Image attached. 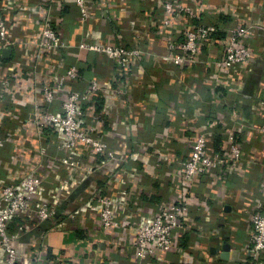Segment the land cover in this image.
<instances>
[{"label":"built area","instance_id":"1","mask_svg":"<svg viewBox=\"0 0 264 264\" xmlns=\"http://www.w3.org/2000/svg\"><path fill=\"white\" fill-rule=\"evenodd\" d=\"M66 1L40 0L42 11L27 12L21 10L15 0H0V264L23 262L15 247L22 233L11 228L14 221H26L24 228L31 222L51 221L60 206L66 210L65 222L74 228H82L81 220L87 217L95 219L107 234L125 227L135 229V240L123 245L122 252L133 259L134 264H158L175 248L177 234L188 232L195 225L191 214L195 205L187 197L189 188H197L200 180L208 177L209 183L227 195L225 202L229 201L230 179L251 156L244 147L246 139L256 136L264 145V88L260 96L251 100L261 121L257 129H247L241 122V102L234 105L229 127L198 115L186 144L183 130L177 131L180 140L173 147L185 156L177 168L172 169L164 162L163 157L170 153L165 146L159 148L162 160L156 164L153 174L145 171L150 181L140 180L136 174L135 182L127 181L117 187L114 177L106 179L104 176L105 188L84 190L70 203L75 189L91 178V167L96 160L106 172L111 163L125 161L128 147L114 138L111 143L105 140V134L112 133L104 130L103 120L94 113L101 97L97 82L92 81L88 87L79 90L80 76L76 67L55 77L52 85L41 82L53 55L60 60L66 55L67 47L59 30L60 12ZM74 2L80 13L79 22H82L88 17L87 1ZM158 8L161 12L157 18L156 38L164 41L165 57L170 64L178 72L187 70L194 78L204 79L211 88L221 87L226 95L238 94L237 82L247 76L248 62L257 53L249 28L235 21L226 31L218 22H204L196 0L190 4L163 0ZM21 11L36 22L34 29L19 30L16 15ZM178 21L186 25L182 40L175 31ZM17 30L22 31V41L16 40ZM28 38L34 39L33 45ZM79 48L101 54L114 64L117 77L113 81L119 86L118 93L126 91V86L122 85L124 79L135 75L148 55L140 46L122 44L119 36L118 40H106L102 45L84 42ZM6 51L8 59L11 55L12 59L4 68L6 56L3 53ZM210 55L214 56L212 60H209ZM21 57L28 59L30 78L37 82L29 101H22L20 81L23 73L15 62ZM202 69L200 75L198 70ZM180 94L186 97L185 92ZM27 108L31 109L30 114L22 115L21 110ZM182 119L179 116L176 122L181 123ZM55 132L62 142L58 143V153L52 154L49 152V133ZM134 151L145 153L139 144L134 145ZM162 176L171 178L170 184L177 193L174 203L150 199V195L155 194L153 185L157 177ZM183 182L189 183V187ZM248 183L251 184L250 180ZM135 184L140 186L135 189ZM256 189L262 202L252 195L241 202L240 211L252 225L250 240L241 250L253 258L254 264H264V179L256 182ZM139 193H145L147 197L140 198ZM203 215L205 226L211 222L220 226L221 221ZM30 249L33 256L29 264H65L49 254L47 241L43 238L31 244ZM106 264L117 263L108 259Z\"/></svg>","mask_w":264,"mask_h":264},{"label":"crops","instance_id":"2","mask_svg":"<svg viewBox=\"0 0 264 264\" xmlns=\"http://www.w3.org/2000/svg\"><path fill=\"white\" fill-rule=\"evenodd\" d=\"M86 1L88 17L82 22H79L80 13L74 0L64 3L60 12L59 30L67 47L66 55L64 60L53 55L46 65L47 74L40 79L42 83L52 85L55 77L64 75L70 67H76L80 76L77 86L79 90L88 87L92 81L97 82L101 97L94 113L103 120L104 130L112 133L105 134V140L109 143L113 138L121 141L128 147V154L124 162L111 163L106 172L102 171L96 160L91 167V178L75 189L70 203L84 190L105 188L104 176L106 179L114 177L117 187L127 181L135 182L136 174L140 176V180L150 181L145 171L150 175L155 170L156 164L162 160L159 148L165 146L170 149V153L163 157L164 162L169 163L172 169L177 168L185 159L180 151L174 149L180 140L177 131L183 130V141L186 144L190 133L194 131L193 124L198 115L229 127L233 120L234 105L241 102V122L250 130L260 126L257 107L251 100L260 96L264 88V0H196L198 13L204 22H218L228 31L238 21L249 28L254 39L257 53L248 62L247 76L237 82L238 94L230 95H226L219 86L211 88L204 79L194 78L187 70L178 72L166 59V45L156 38L157 18L159 19L161 12L158 7L163 0ZM179 1L184 4L192 2ZM39 2L40 0H15V4L27 12L42 11ZM53 14H57L56 10ZM16 18L19 30L35 28L36 22L23 11ZM57 20L58 18L54 23ZM175 31L182 40L186 25L178 21ZM118 36L122 44L128 47L140 46L148 53L135 75L124 79V93H118L119 86L113 81L117 77L114 64L101 54L79 48L84 42L102 45L106 40H118ZM16 40L22 41V31H16ZM27 41L31 45L35 42L33 38H28ZM151 57L157 59H150ZM213 57L210 55L209 60ZM11 59L12 55L10 59L8 55L5 57L4 68ZM15 62L23 73L20 81L22 101H29L33 98L37 82L30 78L31 68L26 57ZM203 70H198L200 75ZM180 92H185L186 97L181 96ZM179 108L182 110L179 111ZM30 111V108L22 109L21 114L28 116ZM179 116L183 118L181 123L176 122ZM49 140V152L57 154L58 143L62 142V138L55 132L49 133ZM246 142L244 147L251 156L242 163L243 168L238 174L230 179V200L225 202L224 197L227 195L209 183L208 177L202 178L197 188H189L187 197L195 205L191 209L195 225L188 232L177 234L175 248L167 255L166 260L158 264H254L253 258L241 250L250 240L252 225L240 209L241 202L250 195L262 202L257 193L256 182L264 179V145L256 136L247 138ZM136 144L145 153H136ZM249 180L251 184L248 183ZM170 182L171 178L157 177L156 184L153 185L155 194H149L150 199L174 203L177 193ZM137 185L140 186L135 184V189ZM183 185L189 187L187 182H183ZM139 194L140 198L147 197L145 193ZM201 212L210 215L213 221H221L220 226L214 222L205 226ZM65 214V207L60 206L57 216L51 221L41 224L31 222L25 228L26 221L16 220L12 223L11 228L22 233L15 243L22 264H29L33 256L30 245L39 238L47 241L49 254L63 260L65 264H106L108 259L117 264H134L133 259L128 258L121 248L135 240V229L125 227L121 231L107 234L95 219L87 217L81 220L82 228H74L65 222ZM227 246L229 248L225 254L224 247ZM262 259L264 262V254Z\"/></svg>","mask_w":264,"mask_h":264},{"label":"water","instance_id":"3","mask_svg":"<svg viewBox=\"0 0 264 264\" xmlns=\"http://www.w3.org/2000/svg\"><path fill=\"white\" fill-rule=\"evenodd\" d=\"M8 54H9L8 51H6V52L3 53V56L5 57V56H7ZM228 248H229L228 246H227V247H224V252H225V254H226V252L228 251ZM225 254H224V257L226 256Z\"/></svg>","mask_w":264,"mask_h":264}]
</instances>
